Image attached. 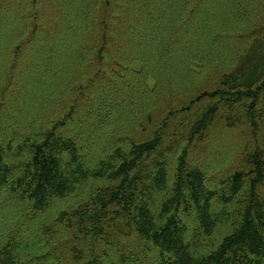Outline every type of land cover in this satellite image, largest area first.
Instances as JSON below:
<instances>
[{"label":"trees","instance_id":"obj_1","mask_svg":"<svg viewBox=\"0 0 264 264\" xmlns=\"http://www.w3.org/2000/svg\"><path fill=\"white\" fill-rule=\"evenodd\" d=\"M0 264H264V0H0Z\"/></svg>","mask_w":264,"mask_h":264},{"label":"rangeland","instance_id":"obj_2","mask_svg":"<svg viewBox=\"0 0 264 264\" xmlns=\"http://www.w3.org/2000/svg\"><path fill=\"white\" fill-rule=\"evenodd\" d=\"M249 136L242 125L231 128L216 125L207 140L198 141L194 155L203 167L217 170L221 177L234 165L242 146L247 142L251 145Z\"/></svg>","mask_w":264,"mask_h":264}]
</instances>
